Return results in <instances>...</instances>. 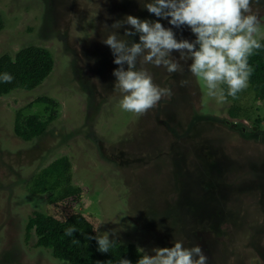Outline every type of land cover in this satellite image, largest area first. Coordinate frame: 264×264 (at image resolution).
Here are the masks:
<instances>
[{
    "label": "rangeland",
    "instance_id": "1",
    "mask_svg": "<svg viewBox=\"0 0 264 264\" xmlns=\"http://www.w3.org/2000/svg\"><path fill=\"white\" fill-rule=\"evenodd\" d=\"M146 2L0 0V57L35 45L55 61L38 88L0 97V264H69L38 245L35 229L27 239L36 213L60 220L80 213L98 236L142 254L182 242L199 245L207 264H264V99L248 84L234 119L233 102L208 96L188 71L190 60H180L176 73L138 62L168 94L146 114L122 110L119 65L102 40L116 34L139 42L125 36L129 26L112 25L127 15L160 19ZM248 14L258 16L256 38L264 40V0H252ZM160 22L178 40L196 39L187 26ZM41 97L59 103L57 118L43 136L24 141L14 131L17 112L45 119V106L35 103ZM64 157L81 197L56 204L33 194V178Z\"/></svg>",
    "mask_w": 264,
    "mask_h": 264
},
{
    "label": "clouds",
    "instance_id": "2",
    "mask_svg": "<svg viewBox=\"0 0 264 264\" xmlns=\"http://www.w3.org/2000/svg\"><path fill=\"white\" fill-rule=\"evenodd\" d=\"M252 0H147L143 7L155 17L168 20L175 28L187 26L196 39L176 38L172 27L166 28L160 22L127 15L112 25L120 29L125 25V36L138 35L139 42L118 39L109 35L102 43L110 47L114 63L119 65L113 71L115 88L124 95L120 101L122 110L137 115L146 114L156 106L168 90L153 83L151 75L137 64H151L164 67L169 73L181 71L180 60L191 61L188 71L206 86L207 95L223 101L226 96L236 98L247 88L253 69L248 58L254 50L262 47L256 36L260 32L257 15L248 14ZM179 53V59L172 54ZM127 66V67H125ZM14 77L5 72L0 81L11 83ZM188 81L181 80L186 86ZM221 85H226V91ZM77 229L69 227L66 236H73ZM109 235L88 236L98 244L97 251L108 253L115 239ZM115 235V233H112ZM78 244L79 240H74ZM154 255L144 253L137 264H207L208 257L199 245L185 247L174 242L173 247L152 249ZM198 257V258H197ZM119 264H132L120 259Z\"/></svg>",
    "mask_w": 264,
    "mask_h": 264
},
{
    "label": "trees",
    "instance_id": "3",
    "mask_svg": "<svg viewBox=\"0 0 264 264\" xmlns=\"http://www.w3.org/2000/svg\"><path fill=\"white\" fill-rule=\"evenodd\" d=\"M3 29L4 21L0 17V31ZM259 42L262 47L254 50L248 58L253 69L248 84L257 92L258 98L264 99V40ZM54 68L52 53L40 46L25 47L14 57L9 54L2 55L0 76L7 72L14 79L11 83L0 81V97L18 89L30 91L38 88L49 78ZM220 87L226 91V85ZM240 94L241 92L235 99L226 96V100L233 102L228 113L234 119L243 114V109L238 105ZM35 103L45 106V119L40 114L26 116L25 110L22 109L16 115L14 131L16 136L24 141L43 136L57 118L59 103L56 100L41 97L35 100ZM31 192L39 196L45 195L49 202L56 204L71 198H80L82 194L81 188L71 185V164L66 157L56 160L37 174L32 180ZM73 226L77 229L76 233L71 237L66 236L65 230ZM27 228V239L30 238L31 229H35L39 238L38 245L49 249L55 259L69 264H119L120 259H128L132 264H137L143 255L134 244H114L108 253H100L97 251V241L87 239L88 236L97 235L96 228L80 213L70 215L64 220L47 213H36L34 218L29 220ZM74 240H79V243L74 244Z\"/></svg>",
    "mask_w": 264,
    "mask_h": 264
}]
</instances>
